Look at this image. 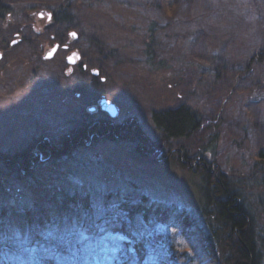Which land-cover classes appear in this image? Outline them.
Instances as JSON below:
<instances>
[{
	"label": "rangeland",
	"instance_id": "1",
	"mask_svg": "<svg viewBox=\"0 0 264 264\" xmlns=\"http://www.w3.org/2000/svg\"><path fill=\"white\" fill-rule=\"evenodd\" d=\"M61 1L1 4L7 14L0 18V153L68 132L94 106L76 90L98 71L104 81L97 90L120 114L112 122L134 119L152 141L159 140L153 111L185 104L215 120L217 128L206 133L217 137L202 156L242 187L264 250V62L247 69L252 53L264 49V0H72L66 24L51 25ZM68 30L77 35L68 42L85 66L80 73L63 51L41 60V49ZM30 87L33 93L19 92ZM29 126L37 134H21ZM149 157L124 143L101 142L76 147L61 164L35 166L19 179L0 169V211L7 214L35 212L63 196L89 198L87 213L76 201L61 219L45 218L25 231L0 217V253L19 264H37L54 251L55 264H107L116 237L86 233L112 212L101 200L107 194L135 191L198 217L199 179ZM156 232L170 244L166 230Z\"/></svg>",
	"mask_w": 264,
	"mask_h": 264
},
{
	"label": "trees",
	"instance_id": "2",
	"mask_svg": "<svg viewBox=\"0 0 264 264\" xmlns=\"http://www.w3.org/2000/svg\"><path fill=\"white\" fill-rule=\"evenodd\" d=\"M5 1L9 0H0V18L7 14L1 5ZM71 2L62 0L50 14L48 23L65 25L63 19L74 4ZM252 54L247 69L252 64L264 62V49H257ZM99 76L92 77L89 86L76 90V93H84L85 100L91 98L93 104L105 98L97 90ZM100 117L101 120L95 121L94 116L86 112L69 129L72 134L46 142L38 137L22 149L0 153V169L14 172L19 179L35 166L61 164L76 147H92L101 142L124 143L141 157L171 161L197 177L200 204L195 218L184 208L151 200L135 191L104 195L101 200L112 212L86 233L97 238L107 234L116 237V253L107 264H264V250L258 242L253 212L247 206L248 198L242 187L230 174L202 156L217 137V134L206 133L207 129L217 128L213 125L215 120L198 116L185 104L153 111L151 121L159 140L152 141L136 121L121 127L105 114L101 113ZM111 131H121V134H109ZM259 157L264 162V154L259 153ZM76 201L87 213L89 198L82 195L79 198L60 197L51 206L35 212L7 214L1 210L0 217L14 224L16 229L25 231L33 226L39 227L45 218L61 219ZM199 216L204 219L205 226H200ZM0 228L5 229L4 222L0 223ZM161 228L170 234L169 245L156 232ZM56 253L43 255L37 264H55ZM0 263L19 264L18 260L11 256L6 258L2 253Z\"/></svg>",
	"mask_w": 264,
	"mask_h": 264
},
{
	"label": "flooded vegetation",
	"instance_id": "3",
	"mask_svg": "<svg viewBox=\"0 0 264 264\" xmlns=\"http://www.w3.org/2000/svg\"><path fill=\"white\" fill-rule=\"evenodd\" d=\"M49 19H50V16H49ZM67 32V33H66ZM71 32H73V31H70V30H68V31H65V33H63V35H62V39L61 40H51L52 41V45L53 46H58V49H57V51H56V53L58 52V51H63V53H64V56H65V60L67 61L68 60V57H69V55H71V54H75V56H74V60L76 59L77 61H76V64L75 65H72L73 67H76L77 69H78V71H79V73L80 72H83V71H85V66L84 65H82L81 63H80V60H81V58L79 57V55L78 54H76V53H74V51H73V49L71 48V46L69 45V42L68 41H73L74 39H76L77 38V35L74 37V36H70V33ZM74 33V32H73ZM65 34V35H64ZM17 36V35H16ZM68 39L67 41H64L65 39ZM15 43V42H14ZM12 45V44H11ZM33 45L34 46H36V42L35 43H33ZM52 46V47H53ZM43 49V48H42ZM41 49V51H42V56H43V54H44V52H45V50H42ZM56 53H55V55H54V57L51 59V60H43L42 59V56H41V60H42V62L43 63H47V62H51L54 58H55V56H56ZM1 53H0V58H1ZM68 62V61H67ZM70 67V66H69ZM99 76V74L96 76V77H98ZM99 81H100V83H103V79H99ZM33 91H34V89L32 88V87H30V88H21V90H19V92H22V93H24V94H27V93H33ZM78 95H80V96H83V99H85V95H84V93H81L80 91L77 93ZM101 99H103V98H100L99 99V101H98V104H94V106H92L91 108H89V113L90 114H92V116H94V118H95V121H98V120H101V117H100V115H101V113L102 114H105L106 115V117H109L105 112H103L101 109H100V105H99V102H100V100ZM34 97H33V102H34ZM111 103V102H110ZM115 107H116V109H117V106L115 105ZM120 114H119V111H118V109H117V115H116V117H118ZM115 117V118H116ZM8 118V117H7ZM111 121H112V119H111ZM133 121H135L134 119H131V118H123V120H121V122H118V123H116L117 125H119V126H121V127H126V126H129ZM29 128H32L31 126H29V127H27V130L25 131H22V133L21 134H37L36 133V130L35 129H29ZM45 134H47V132L45 133ZM64 134H72L71 132H66V133H64ZM109 134H121V131H119V132H115V131H111ZM36 150V147L34 148V151ZM34 153H36V152H34Z\"/></svg>",
	"mask_w": 264,
	"mask_h": 264
},
{
	"label": "water",
	"instance_id": "4",
	"mask_svg": "<svg viewBox=\"0 0 264 264\" xmlns=\"http://www.w3.org/2000/svg\"><path fill=\"white\" fill-rule=\"evenodd\" d=\"M72 33L73 32L70 33V36H73V35H71ZM57 49H58V46L56 45V46H53L52 48L46 50L44 52L43 56H42V59L43 60H51L54 57ZM49 53H51V56H49ZM74 56H75L74 54H71L68 57L67 61H68V64L70 66L76 64L77 60L76 59L74 60ZM92 74L94 76H97L98 75V71H93ZM99 105H100V109L103 112H105L109 116L110 119H114L116 117L117 109H116L114 104L110 103L109 101H107L106 99L103 98V99L100 100Z\"/></svg>",
	"mask_w": 264,
	"mask_h": 264
},
{
	"label": "snow or ice",
	"instance_id": "5",
	"mask_svg": "<svg viewBox=\"0 0 264 264\" xmlns=\"http://www.w3.org/2000/svg\"><path fill=\"white\" fill-rule=\"evenodd\" d=\"M71 35H73L75 37L76 36V33H72ZM49 56H51V53H49Z\"/></svg>",
	"mask_w": 264,
	"mask_h": 264
}]
</instances>
